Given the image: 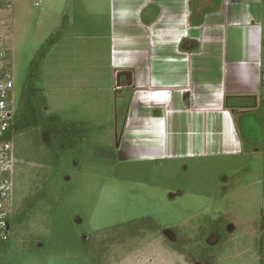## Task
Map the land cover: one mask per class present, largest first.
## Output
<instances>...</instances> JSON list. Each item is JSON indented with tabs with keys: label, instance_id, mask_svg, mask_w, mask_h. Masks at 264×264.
Masks as SVG:
<instances>
[{
	"label": "rangeland",
	"instance_id": "1",
	"mask_svg": "<svg viewBox=\"0 0 264 264\" xmlns=\"http://www.w3.org/2000/svg\"><path fill=\"white\" fill-rule=\"evenodd\" d=\"M106 5L107 0H10L1 12L15 98L28 62L55 37L36 83L49 112L83 122L88 133L50 168L53 212L38 228L39 238L11 236L0 248V264H89L82 240L90 232L146 215L165 229L178 226L189 243L170 249L165 240L175 237L164 230L128 252L127 246L116 248L109 264H202L195 230L205 216L219 213L230 220L232 254L226 261L264 264V237L261 251L253 243L264 210V98L254 113L237 115L244 123L243 154L133 157L120 145L121 103L109 63Z\"/></svg>",
	"mask_w": 264,
	"mask_h": 264
},
{
	"label": "crops",
	"instance_id": "2",
	"mask_svg": "<svg viewBox=\"0 0 264 264\" xmlns=\"http://www.w3.org/2000/svg\"><path fill=\"white\" fill-rule=\"evenodd\" d=\"M106 6L122 150L148 159L243 154L233 110L246 117L264 98V0Z\"/></svg>",
	"mask_w": 264,
	"mask_h": 264
},
{
	"label": "trees",
	"instance_id": "3",
	"mask_svg": "<svg viewBox=\"0 0 264 264\" xmlns=\"http://www.w3.org/2000/svg\"><path fill=\"white\" fill-rule=\"evenodd\" d=\"M55 41V37L51 36L46 39L28 62L11 124L16 157L15 188L12 211L8 218V237L0 239V248L9 243L11 236L31 238L36 242L39 238L38 228L43 224L46 226L53 212L50 168L58 166L64 151L75 146L88 133L83 122L67 121L49 112L43 89L36 83L42 73L48 48ZM229 99H225L226 107L232 106ZM233 111L237 115L240 113ZM258 220L259 235L253 238L255 251L262 249L264 210ZM229 225L230 220L221 213L203 218L193 237V241L199 244L197 260L200 263L230 264L226 261L232 254ZM164 230H169L175 237L173 242L165 240L170 249L176 250L189 243L186 232L178 226L165 229L146 215L90 232L82 240V249L89 264H109L116 248L127 246L125 252H128L139 246L138 240L148 235L158 236ZM211 236H215V240L210 241Z\"/></svg>",
	"mask_w": 264,
	"mask_h": 264
},
{
	"label": "built area",
	"instance_id": "4",
	"mask_svg": "<svg viewBox=\"0 0 264 264\" xmlns=\"http://www.w3.org/2000/svg\"><path fill=\"white\" fill-rule=\"evenodd\" d=\"M9 5L10 0H0V239L2 240L8 237V218L12 211L15 188L16 157L11 139V124L18 102V98H15L11 51L5 42V32L1 26V12Z\"/></svg>",
	"mask_w": 264,
	"mask_h": 264
}]
</instances>
